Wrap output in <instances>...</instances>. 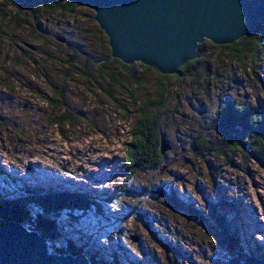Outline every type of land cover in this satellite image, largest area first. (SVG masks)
<instances>
[{
  "label": "rangeland",
  "instance_id": "rangeland-1",
  "mask_svg": "<svg viewBox=\"0 0 264 264\" xmlns=\"http://www.w3.org/2000/svg\"><path fill=\"white\" fill-rule=\"evenodd\" d=\"M73 12L67 20L50 16L37 36L34 21L22 23L27 10L0 0V195L11 201L31 198L30 191H85L104 215H64L57 246L77 243L122 264H240L221 218L238 227L239 250L264 249V162L242 152L215 158L189 150L200 131L211 134L200 126L221 104L257 102L264 110V58L243 73L206 40L204 59L192 71L196 81L174 80L165 105L175 163L126 183L137 107L122 86L116 91L123 109L110 102L108 80L97 74L111 56L108 38L97 32L93 10ZM57 91L64 93L59 108ZM159 187L179 201L155 194Z\"/></svg>",
  "mask_w": 264,
  "mask_h": 264
},
{
  "label": "trees",
  "instance_id": "trees-1",
  "mask_svg": "<svg viewBox=\"0 0 264 264\" xmlns=\"http://www.w3.org/2000/svg\"><path fill=\"white\" fill-rule=\"evenodd\" d=\"M7 3L11 7L27 10L26 15L29 21L22 16V23L30 24V21H34L36 27L33 28V32L37 36H41L43 33L40 23L48 20L50 16L57 15L59 18L67 20L73 18L75 16L73 11L81 7L75 4L73 0H46L34 5L18 6L12 0H7ZM73 14L74 16H72ZM92 21L96 23L94 16ZM35 23L32 25L35 26ZM97 32L105 35L99 26ZM240 41L226 46H214L210 43L213 48L225 51L228 56L226 61L235 63L245 73L250 64L259 67L260 61L264 58V18L260 19L255 35L245 37ZM203 44L200 45L194 59L182 66L174 75L161 74L142 63L126 65L112 58V56H109L107 64L102 66L97 73L102 81L108 80V88L105 92L114 106L123 109L116 91L117 87L122 86L137 107L138 119L135 125L130 128L129 133L126 183L141 173L160 172L162 165L174 162L173 160L169 161L170 152L163 155L161 149L163 134H167V141L170 142V138H168L169 129L165 121L169 111L165 109V105L169 102L170 94L175 87L174 80L181 76H191L193 81H196L197 76L192 71L194 66L204 59ZM109 65H112L113 68H107ZM148 72L157 75L154 81L147 78ZM150 90H153L154 93L149 96V100H146ZM56 94L58 98L57 102L54 101V107L59 108L62 106L64 93L57 91ZM205 119V123L200 128H207L211 134L207 137L204 132L200 131L189 144L191 152L215 158L242 152L247 153L260 164L264 162V110L260 103L240 104L231 100L215 108L212 113L205 116ZM212 137L214 139H211ZM168 171L169 169L164 173ZM128 191L130 189L122 190L116 195L108 197L107 203H115L117 195L122 197ZM29 194L31 198L11 201L5 200L0 195V219L28 226L31 230L38 232L42 238L48 241L49 250L52 254L73 256L86 254L91 264H122L121 259L114 255H107L108 259H101L97 249H92L95 251L93 253L88 251L87 247H81L77 243L71 242L64 247L57 246L64 232L62 220L64 215H78L80 217L86 216L90 212L98 216L104 215L102 205L99 204L97 198L87 195L81 189L70 191L47 189L39 194L38 191H30ZM169 198L170 201H179L172 193ZM73 217L74 222L79 220L76 218L77 216ZM221 223L229 237L232 248L238 250L237 262L240 264H264V249L257 247L255 251L251 250L250 254L246 255L239 250L240 238L238 235L240 232L238 227L233 221L225 224L223 218H221Z\"/></svg>",
  "mask_w": 264,
  "mask_h": 264
},
{
  "label": "water",
  "instance_id": "water-1",
  "mask_svg": "<svg viewBox=\"0 0 264 264\" xmlns=\"http://www.w3.org/2000/svg\"><path fill=\"white\" fill-rule=\"evenodd\" d=\"M34 5L46 0H12ZM54 1V0H47ZM95 13L108 38L111 56L126 65L142 63L174 75L192 61L206 40L232 45L253 36L264 18V0H73ZM60 43L66 40L57 38ZM162 135V153L172 151ZM162 165L163 174L171 165ZM155 194L167 199L164 187ZM138 242V238H134ZM0 264H91L86 254H52L48 241L26 226L0 219Z\"/></svg>",
  "mask_w": 264,
  "mask_h": 264
},
{
  "label": "bare ground",
  "instance_id": "bare-ground-1",
  "mask_svg": "<svg viewBox=\"0 0 264 264\" xmlns=\"http://www.w3.org/2000/svg\"><path fill=\"white\" fill-rule=\"evenodd\" d=\"M17 5V4H16Z\"/></svg>",
  "mask_w": 264,
  "mask_h": 264
}]
</instances>
